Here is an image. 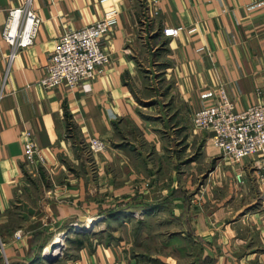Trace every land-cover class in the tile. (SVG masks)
<instances>
[{
  "label": "crops",
  "instance_id": "0c3cea01",
  "mask_svg": "<svg viewBox=\"0 0 264 264\" xmlns=\"http://www.w3.org/2000/svg\"><path fill=\"white\" fill-rule=\"evenodd\" d=\"M22 3L0 0V264H264L259 160L230 161L191 124L219 85L236 110L264 95V0H31L36 36L9 60ZM111 9L109 61L39 85L58 36ZM25 130L41 160H24ZM63 238L69 257L50 248Z\"/></svg>",
  "mask_w": 264,
  "mask_h": 264
},
{
  "label": "built area",
  "instance_id": "2783aa9c",
  "mask_svg": "<svg viewBox=\"0 0 264 264\" xmlns=\"http://www.w3.org/2000/svg\"><path fill=\"white\" fill-rule=\"evenodd\" d=\"M117 13L116 9L108 10L91 23L61 33L54 42L45 71L37 83L43 87L61 83L73 87L81 80L93 77L96 67L110 59L109 52L102 46V38L111 32ZM40 22L41 18L32 7L31 0H23L20 6L8 8L2 38L12 48L8 54L9 60L18 49L33 43ZM179 29L163 27L162 34L174 36ZM194 29L191 27L187 31ZM256 92L258 95L253 103L236 110L224 87L219 85L215 101L195 110L191 124L196 130L210 132L221 153L232 162H238L244 156H256L259 160V163H255L257 179L264 191V95L259 90ZM87 147L91 152H99L105 149L106 143L99 136H91L87 140ZM23 157L26 162L43 158L30 130L23 132ZM235 178L240 181L242 172L238 171ZM262 204L264 206V192Z\"/></svg>",
  "mask_w": 264,
  "mask_h": 264
},
{
  "label": "rangeland",
  "instance_id": "374dc122",
  "mask_svg": "<svg viewBox=\"0 0 264 264\" xmlns=\"http://www.w3.org/2000/svg\"><path fill=\"white\" fill-rule=\"evenodd\" d=\"M97 234H98V236L106 238L108 233L107 232H99ZM68 244L69 243L64 238L61 239V244H57L54 252H56V254H60L62 256L69 257L70 255H72V253H71V247L68 246Z\"/></svg>",
  "mask_w": 264,
  "mask_h": 264
},
{
  "label": "water",
  "instance_id": "95a60500",
  "mask_svg": "<svg viewBox=\"0 0 264 264\" xmlns=\"http://www.w3.org/2000/svg\"><path fill=\"white\" fill-rule=\"evenodd\" d=\"M56 246H57V244H56L55 242H53V243L50 244V248H51L52 250L55 249Z\"/></svg>",
  "mask_w": 264,
  "mask_h": 264
},
{
  "label": "bare ground",
  "instance_id": "6f19581e",
  "mask_svg": "<svg viewBox=\"0 0 264 264\" xmlns=\"http://www.w3.org/2000/svg\"><path fill=\"white\" fill-rule=\"evenodd\" d=\"M55 240L59 241L60 240V237H56ZM48 252H49V248L46 249Z\"/></svg>",
  "mask_w": 264,
  "mask_h": 264
}]
</instances>
